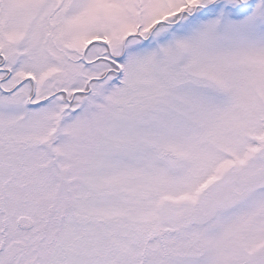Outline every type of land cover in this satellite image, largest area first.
<instances>
[{
	"label": "snow or ice",
	"instance_id": "obj_1",
	"mask_svg": "<svg viewBox=\"0 0 264 264\" xmlns=\"http://www.w3.org/2000/svg\"><path fill=\"white\" fill-rule=\"evenodd\" d=\"M0 264H264V0H0Z\"/></svg>",
	"mask_w": 264,
	"mask_h": 264
}]
</instances>
